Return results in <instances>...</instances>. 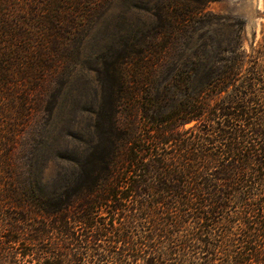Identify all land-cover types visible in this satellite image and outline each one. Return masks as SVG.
Wrapping results in <instances>:
<instances>
[{
	"label": "trees",
	"instance_id": "obj_1",
	"mask_svg": "<svg viewBox=\"0 0 264 264\" xmlns=\"http://www.w3.org/2000/svg\"><path fill=\"white\" fill-rule=\"evenodd\" d=\"M112 1L0 0V264H264V44L201 78L145 31L84 62Z\"/></svg>",
	"mask_w": 264,
	"mask_h": 264
},
{
	"label": "rangeland",
	"instance_id": "obj_2",
	"mask_svg": "<svg viewBox=\"0 0 264 264\" xmlns=\"http://www.w3.org/2000/svg\"><path fill=\"white\" fill-rule=\"evenodd\" d=\"M163 4L166 11L162 12ZM169 25L178 32L171 42L163 35ZM155 29L159 34L151 35ZM140 31L149 35V45L162 47L160 57L181 64V74L201 78L209 74V62L222 58L217 48L234 35L240 36L245 54L257 55L264 44V0H113L86 39L82 60L90 64L107 37L135 39ZM170 73L163 70L156 75L159 87Z\"/></svg>",
	"mask_w": 264,
	"mask_h": 264
}]
</instances>
